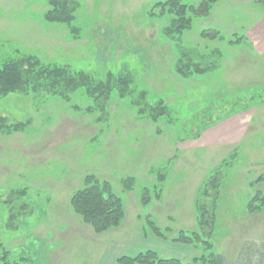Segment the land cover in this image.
<instances>
[{
	"label": "rangeland",
	"instance_id": "374dc122",
	"mask_svg": "<svg viewBox=\"0 0 264 264\" xmlns=\"http://www.w3.org/2000/svg\"><path fill=\"white\" fill-rule=\"evenodd\" d=\"M76 1L73 25L79 37L70 26L45 18L49 0H0V66L34 54L97 79L129 72L135 82L125 97L113 95L105 112L81 89L71 101L34 93L0 96V115L9 124H26L11 133L0 130V264L4 251L12 264H83V249L71 244L63 249L51 236L63 232L64 223L80 229L62 213L73 211L70 196L90 174L110 183L127 213L120 227L97 236L100 244L130 230H151L149 218L169 237L180 228L199 230L198 191L235 151L238 155L223 167L215 241L223 251L221 242L233 233H242L238 239L259 236L247 223L264 218L262 209L248 210L253 198L264 196L263 31L248 36V29L263 28L257 24L264 19V0H219L173 38L164 32L169 17L152 15L154 4L165 0ZM186 54L203 72L179 73V59ZM255 93L261 96L244 104ZM160 101L167 113L154 118L152 108ZM254 102L259 111L252 121L253 107L247 108ZM239 111L238 133L244 138L231 146L235 125L226 121ZM209 138L216 142L206 145ZM248 149L255 153L247 155ZM161 174L165 179L156 189ZM128 178H133L131 189L124 186ZM156 193L164 201L156 202ZM167 213L172 218H165ZM57 249L61 258L50 263L49 253Z\"/></svg>",
	"mask_w": 264,
	"mask_h": 264
},
{
	"label": "trees",
	"instance_id": "16d2710c",
	"mask_svg": "<svg viewBox=\"0 0 264 264\" xmlns=\"http://www.w3.org/2000/svg\"><path fill=\"white\" fill-rule=\"evenodd\" d=\"M219 0H200L199 7L189 5L185 0H165L154 4L152 15L169 17L164 32L171 38L181 36L190 30L194 17L209 14L212 6ZM49 9L45 18L50 22L62 23L70 26L72 33L79 37L80 29L73 25L78 11L76 0H49ZM159 8V13L155 10ZM178 63L180 74L188 76L191 73L203 72L191 61L187 54L181 56ZM133 75L129 72L117 73L108 72L103 79H97L85 70H74L69 64L47 63L34 54H24L17 58L4 61L0 66V96H7L11 93H34L37 96H58L66 101H71V96L81 89L94 101L99 102L98 107L105 112L107 103L115 94L125 97L132 92L134 84ZM142 97L144 94L141 95ZM260 94L246 96L244 104L254 101ZM243 100V99H241ZM167 113V106L164 101L152 108V115L158 118ZM151 114V113H150ZM26 124L21 122L8 123V119L0 115V130L8 133L25 128ZM238 151H235L230 159H235ZM229 159V160H230ZM225 159L221 167L216 170L203 184L199 191L197 201L199 230H179L173 237L167 236L165 230L158 226L151 218L149 224L151 231L164 239L192 245L198 252L190 261L177 258H164L154 250H147L135 256H121L119 264H219L218 255L215 250V220L216 205L222 186L223 167L230 164ZM128 178L124 181L126 189H131L133 182ZM165 175L158 176L157 187H160ZM14 192L13 195H18ZM23 193H21L22 195ZM160 195V193H156ZM150 198L148 196L146 201ZM255 200L262 201L255 204ZM10 201H12L10 199ZM7 202V201H5ZM70 203L74 211L82 220L90 225L97 234L104 233L112 228L122 225L126 217V210L123 199L116 194L107 181H100L95 175H87L83 188L77 190L70 197ZM264 205V196L258 194L248 204L250 212H257ZM27 203L22 205L27 209ZM6 251L2 255V264H12L7 261ZM19 264V263H14Z\"/></svg>",
	"mask_w": 264,
	"mask_h": 264
},
{
	"label": "crops",
	"instance_id": "0c3cea01",
	"mask_svg": "<svg viewBox=\"0 0 264 264\" xmlns=\"http://www.w3.org/2000/svg\"><path fill=\"white\" fill-rule=\"evenodd\" d=\"M261 24H263L262 25L263 28L259 27V29L255 31H254V27L248 29L249 31L248 36H250L251 33L256 34L258 32L263 31L262 43L260 44L259 48H261L262 51L261 53H264V19L258 22L257 26L258 25L260 26ZM255 56L258 57L257 54H255ZM256 106H257L256 102H254L252 105H250L247 108L248 111L249 109L251 110V108L253 107V110H251L253 112L252 121H254L255 119V114L257 113V110L259 111L258 106L257 107ZM241 115L242 112L240 111L236 112L235 115L232 117L233 119L226 121L229 124L233 123L235 125V128H233L231 131L230 139H228V141L230 142L229 144L231 146L240 144L244 138L243 133H241V135L238 133L239 127H241L240 122L242 123V121L239 119L241 118ZM226 122L223 123L220 122V124L223 126L225 124H228ZM216 125H219V123H217ZM249 134H251V131H249ZM234 135L237 136L235 140L232 139ZM204 138H206V136L203 137L202 141H204ZM254 138L255 137L249 138L248 135L249 142L253 141ZM205 142L206 145L209 146L214 144L216 142V139L211 140V138H209L205 140ZM254 153L255 152L253 150L250 149L247 150V155H253ZM225 159L226 158L224 157L222 159V162ZM257 179L261 180L262 178L258 176ZM198 198H199V194H198ZM156 200H157L156 202L158 203L162 202L164 201V197L161 194L156 195ZM73 211H67V212L64 211L63 213L62 212L61 213L68 215L69 219L74 221L73 226H77L80 229L74 228L73 230L69 228L67 224L64 223V226L66 225L67 228H65L63 232L58 233V235L53 234L51 236V241L63 242V245L61 246V248L63 249L66 247V245L69 246V244H71V247L70 246L69 247L73 248L74 250L83 249L82 252L86 257L85 259L86 261L83 264H119L118 259L121 256L124 255L135 256L147 250H154L164 258H177L184 261L191 260L198 253L196 252L195 248L190 244L174 242L170 239H164L160 236H157L150 229H146L145 227L138 228L136 230H130L129 232L125 233L124 235L120 236L117 239L111 238L106 243L100 244L97 240L98 238L97 236L99 234L95 233L92 227L91 230L87 229L86 227H83L81 224L86 226L87 223H85L82 220V218L75 211L74 212ZM261 211H264V209L262 208ZM166 217L169 219L172 218L171 214L168 213L165 215V218ZM126 219H127V213L124 220ZM248 222L249 223H247L248 225L247 227L250 229L252 227L253 228L255 227L256 233H258L259 236H247V237H243L242 239H238L237 237L240 236L242 233L241 232H240L241 234L239 232H236V234L233 233L234 235H231V237H228L227 240L221 242L222 243L221 250L223 251L218 250L215 241V250L218 255L219 264H264V218L259 219V218L251 217ZM155 223L157 224V222ZM82 229L86 230L89 233L88 234L86 232L83 233ZM181 229L182 228H180L179 230ZM77 242L78 245L76 246L75 244H77ZM81 243H86L84 248H82ZM60 254L61 253L59 249H57L56 251H51L49 253V257L51 260L50 263L59 261L61 258Z\"/></svg>",
	"mask_w": 264,
	"mask_h": 264
}]
</instances>
